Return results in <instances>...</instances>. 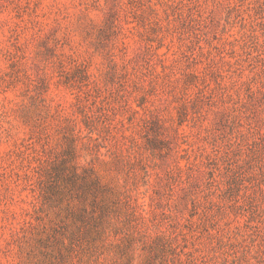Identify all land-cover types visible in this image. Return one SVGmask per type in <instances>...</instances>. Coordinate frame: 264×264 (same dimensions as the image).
Returning a JSON list of instances; mask_svg holds the SVG:
<instances>
[{
    "label": "rangeland",
    "instance_id": "374dc122",
    "mask_svg": "<svg viewBox=\"0 0 264 264\" xmlns=\"http://www.w3.org/2000/svg\"><path fill=\"white\" fill-rule=\"evenodd\" d=\"M0 264H264V0H0Z\"/></svg>",
    "mask_w": 264,
    "mask_h": 264
}]
</instances>
